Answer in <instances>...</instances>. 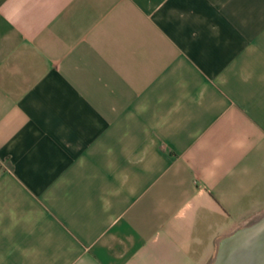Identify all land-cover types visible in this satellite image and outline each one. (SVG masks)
Segmentation results:
<instances>
[{
  "label": "crops",
  "instance_id": "crops-1",
  "mask_svg": "<svg viewBox=\"0 0 264 264\" xmlns=\"http://www.w3.org/2000/svg\"><path fill=\"white\" fill-rule=\"evenodd\" d=\"M264 214V0H0V264H211Z\"/></svg>",
  "mask_w": 264,
  "mask_h": 264
},
{
  "label": "water",
  "instance_id": "water-1",
  "mask_svg": "<svg viewBox=\"0 0 264 264\" xmlns=\"http://www.w3.org/2000/svg\"><path fill=\"white\" fill-rule=\"evenodd\" d=\"M211 264H264V214L223 238Z\"/></svg>",
  "mask_w": 264,
  "mask_h": 264
}]
</instances>
